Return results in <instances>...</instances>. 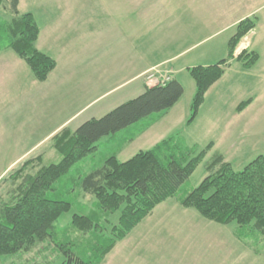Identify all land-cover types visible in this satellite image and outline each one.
Masks as SVG:
<instances>
[{
    "label": "rangeland",
    "instance_id": "rangeland-1",
    "mask_svg": "<svg viewBox=\"0 0 264 264\" xmlns=\"http://www.w3.org/2000/svg\"><path fill=\"white\" fill-rule=\"evenodd\" d=\"M4 5L7 9L0 6V21H8L12 17L7 1ZM96 5L97 0H19L17 14L32 13L39 27L41 42L44 43L43 51L52 48L50 29L60 23L57 34L60 35L59 40L62 39L63 42L55 43L53 47L55 50H52L51 54L63 46L67 52L71 51L70 56L75 58L82 50L79 36L82 15L88 9L94 10ZM69 17L73 18L72 23L75 25L66 23ZM157 18L160 17L155 14L149 23L155 25ZM253 18L255 19V16ZM223 23V20H217L218 26ZM228 34L227 30L205 43L184 51L182 49L187 46L181 48L169 46L165 51L150 52L151 56L159 55L161 59L171 58L163 68L168 67L165 70L170 69L173 77L181 83L183 93L179 100L162 114L153 113L113 135L100 138L96 143V151L75 162L55 183L57 194L64 195L63 198L71 202V207L54 222L53 236L37 243L30 250L1 256L0 264L61 263L64 256L60 245L65 241L73 242V251L84 257H87L91 247L101 248L106 245L110 236V225L117 223V211L108 217L109 224L105 222L102 232H97L89 238L81 235L79 237L77 232L69 228L73 213L96 208L92 205L95 198L83 193L77 184V179L100 167L110 155H115L119 161H125L139 150L151 149L167 138H172V142L179 147L193 146L197 151L205 150V155L176 193L154 207L141 220L142 222L140 221L141 223L134 226L123 240L117 242L115 253L112 256H105L100 264L104 260L109 264H264V240L251 243L259 249L256 252L250 244L243 243L235 237L236 222L221 224L210 221L193 208H184L180 203L175 204L179 197L186 195L205 177L206 164L213 153L222 151V155L236 170L242 169L257 155H264V94H242V88L249 78L247 74L249 70L239 62H232L221 77L205 91L195 115L191 117L190 104L195 93V83L188 68L198 64H212L226 57ZM6 43L7 37L1 36L0 46ZM72 43L75 46L70 50ZM11 54L20 58L9 48L4 47L0 51L1 59ZM23 63L26 65L25 61ZM6 68L5 61L0 60V75L7 74L3 70ZM26 68L29 67L26 65ZM15 79L17 82L13 83L8 78V74L0 79V138L3 140H0V171L9 165H11L10 169L15 167L20 161L15 163L12 161L26 151L29 152L25 158L42 154L44 165L58 162L61 154L49 148L48 143L32 148L33 128L30 126L36 117L42 116L35 114L37 112L33 107L29 109L24 104V96L19 93L22 79L17 76ZM76 84L79 88L82 85ZM76 84L73 86L75 87ZM114 85L116 83L106 84L105 88L96 94ZM126 85L123 84L94 101L90 109L74 120L70 126L75 128L91 115L99 117L100 114L94 111L95 108L106 104L105 102L112 100L117 94L123 93L128 88ZM80 90L81 88L78 89L77 94ZM76 91L74 89L73 94ZM247 99H254L253 112L249 115L243 111L245 107L241 110L237 108L239 103ZM75 104L76 100H74ZM31 110L32 116L29 113ZM258 110L262 113L257 114ZM93 111L95 114H89ZM26 117H30L31 123L23 125ZM258 118L259 121L253 128L246 130L243 128L244 125L242 128L236 127L240 122L251 123ZM70 188L73 189L69 191ZM162 221L168 223H159ZM185 236L189 238L190 245L182 239ZM94 237L98 244H95ZM140 239L143 240L142 243Z\"/></svg>",
    "mask_w": 264,
    "mask_h": 264
},
{
    "label": "trees",
    "instance_id": "trees-1",
    "mask_svg": "<svg viewBox=\"0 0 264 264\" xmlns=\"http://www.w3.org/2000/svg\"><path fill=\"white\" fill-rule=\"evenodd\" d=\"M5 1L12 17L8 21H0V37H7V43L0 46V51L4 47L13 50L25 61L35 79L43 81L56 62L36 47L40 31L32 13L18 15L19 0H0V6L7 9ZM255 25L254 18L239 21L227 42L226 57L212 64L188 68L195 83L191 117L202 102L205 91L221 77L230 60L239 61L245 68L256 63L258 53L248 47L234 55L239 41ZM182 93L181 83L173 76L163 85L145 86L139 95L102 116L89 118L74 129L67 126L59 129L49 139V148L61 154L58 162L44 165L42 154H38L22 159L9 169L0 179V263L1 256L30 250L53 236L54 222L71 207V202L63 198L64 195L57 194L55 183L75 162L95 152L100 138L113 135L153 113L166 112ZM250 101H242L237 108L243 109ZM205 152L197 151L193 146L179 147L172 138H167L151 149L139 150L125 161L110 155L100 167L79 177L77 184L85 195L95 198L92 205L96 208L73 213L69 223L71 231L77 232L79 237L89 238L102 232L105 222L109 224L108 217L116 211L117 223H111L106 245L91 247L87 257L73 251V242L65 241L60 245L64 260L58 264H100L116 243L156 205L176 193ZM206 171L198 185L178 198V203L195 209L210 221L221 224L236 222L235 237L258 252L259 249L251 243L264 240V155H257L242 169L236 170L217 151L207 162ZM94 242L98 244L95 237Z\"/></svg>",
    "mask_w": 264,
    "mask_h": 264
},
{
    "label": "crops",
    "instance_id": "crops-1",
    "mask_svg": "<svg viewBox=\"0 0 264 264\" xmlns=\"http://www.w3.org/2000/svg\"><path fill=\"white\" fill-rule=\"evenodd\" d=\"M260 11L262 13L256 16ZM155 14L160 18H157L155 25H151L149 21ZM254 16L255 27L242 37L234 55L239 53L241 46H244V40L249 50L258 53V60L248 68L249 78L242 88V94H264V0H97L95 9H88L82 15L79 35L82 50L77 57L72 58L71 51L67 52L63 46L51 54V51L55 50L53 49L55 43L63 42L62 39L59 40L60 35L57 34L60 23L50 29L51 49L43 51L44 43L41 42V36H38L36 47L56 62L54 69L45 80H36L30 68H26L27 64L24 65V61L14 54L4 56L5 59H1L0 56V60L5 61L7 68L3 70L7 72L8 78L13 83L17 82L16 76L22 79L19 93L24 96V104L29 109L33 107L37 112L35 114L42 116L36 117L30 126L33 128L32 148L46 143L49 145V139L64 126L74 129L70 125L86 113L94 101L123 84H127V90L95 108L97 114L102 116L120 103L139 95L145 86L151 85L145 81L146 70L156 66L165 70L168 67H163L171 59H161L159 55L151 56L150 52L165 51L169 46L173 48L187 46L182 50H188L227 30L229 40L239 21ZM72 19L69 17L66 23L75 25ZM218 19L224 22L220 26L217 25ZM74 46L72 43L70 50ZM234 61L237 60H230L228 67ZM169 73L173 76L171 71ZM7 74L2 73L0 79ZM76 83L82 84L78 94L80 88ZM110 83L116 85L96 94ZM73 84H76L75 87ZM74 89L77 90L75 94H73ZM74 100H76L75 105ZM253 101L254 99L243 109L248 115L253 112ZM94 111L89 114H95ZM256 112L262 113L259 110ZM29 113L33 115L32 110ZM92 117L97 118V115L86 118ZM29 118L24 119L23 125L31 123ZM258 121L259 118L251 123L240 122L236 127L242 128L244 125L243 128L248 130L256 126ZM28 152L19 155L12 162L21 161L22 158L27 157ZM224 158L227 160L225 156ZM9 166L0 171V179L10 169ZM177 203L178 201L175 202ZM182 239L190 245L187 236ZM140 242L142 243L143 240L140 239ZM118 243L106 256L115 253ZM102 264L109 262L104 260Z\"/></svg>",
    "mask_w": 264,
    "mask_h": 264
},
{
    "label": "built area",
    "instance_id": "built-area-1",
    "mask_svg": "<svg viewBox=\"0 0 264 264\" xmlns=\"http://www.w3.org/2000/svg\"><path fill=\"white\" fill-rule=\"evenodd\" d=\"M246 41L244 40L243 45L240 49L247 47L245 44ZM170 71L168 70H162L159 67H152L148 70H146L145 74V81L151 85H163L170 79Z\"/></svg>",
    "mask_w": 264,
    "mask_h": 264
}]
</instances>
